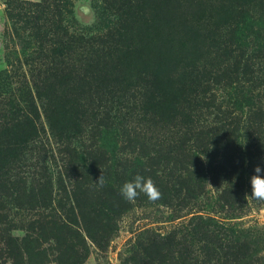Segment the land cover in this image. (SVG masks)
<instances>
[{
    "label": "rangeland",
    "instance_id": "1",
    "mask_svg": "<svg viewBox=\"0 0 264 264\" xmlns=\"http://www.w3.org/2000/svg\"><path fill=\"white\" fill-rule=\"evenodd\" d=\"M67 1L72 12L64 16L61 0L45 7L43 0H0V115L41 79L58 81L63 64L74 79L79 27L92 26L83 42L94 48L109 40L95 16L100 0ZM235 11L216 29L211 12L195 64L181 55L186 71L214 77L205 84L218 87L208 104L183 102L185 115L161 124L136 106L129 87L121 108L100 107L96 119V107L83 106L87 118L72 139L41 124L23 161L0 178V264H242L233 261L240 249L251 264H264V201L245 198L255 168L264 170V0ZM62 31L68 58L51 51ZM257 93L251 108L247 98ZM137 174L154 181L159 200L121 196ZM217 220L238 224L221 228ZM197 224L215 244L193 232Z\"/></svg>",
    "mask_w": 264,
    "mask_h": 264
},
{
    "label": "trees",
    "instance_id": "2",
    "mask_svg": "<svg viewBox=\"0 0 264 264\" xmlns=\"http://www.w3.org/2000/svg\"><path fill=\"white\" fill-rule=\"evenodd\" d=\"M46 1L42 2L43 7ZM251 1L100 0L95 16L100 22L101 32L108 35L109 40L94 48L88 40L83 42V34H88L92 26L88 29L79 27L74 41V79L62 61L63 69L58 81L41 79L28 93L23 92L20 99L12 100L8 114L0 115V178L8 176L13 163L19 159L23 161L27 144L37 137L41 124H45L50 135L59 140L72 139L82 133V125L87 118L83 106L92 103L96 108L90 117L96 119L100 107L106 108L111 104L121 108L120 100L129 87L138 94L136 100L132 97L138 102L136 106L161 124H172L179 114L185 115L179 110L183 102L189 103L190 100L195 107L208 104L218 87L214 90L205 84L214 77L205 78L192 69L186 71L187 63L182 62L181 55L192 60L193 64L197 62L191 58L200 49L211 12L216 29L234 18L237 7ZM71 12L69 2L61 0L59 14L67 16ZM245 13L249 17V12ZM67 43V33L62 31L57 48L51 51H58L60 56L68 58L71 50ZM214 83L218 84L216 80ZM206 94L211 97H205ZM201 95L205 101L197 99ZM260 96V93L248 96L247 104L255 108L250 101L253 98L259 100ZM18 100L26 104L22 106ZM242 100V96L239 97V101ZM234 102H238V97H234ZM142 119L154 123L145 115ZM184 122L188 124L191 121ZM250 122L259 126L263 124L262 121ZM217 222L221 228L238 224ZM199 225L193 228V232L202 231L201 240L214 243L205 235L207 228ZM233 261L251 264L244 249L233 254Z\"/></svg>",
    "mask_w": 264,
    "mask_h": 264
},
{
    "label": "clouds",
    "instance_id": "3",
    "mask_svg": "<svg viewBox=\"0 0 264 264\" xmlns=\"http://www.w3.org/2000/svg\"><path fill=\"white\" fill-rule=\"evenodd\" d=\"M259 166L255 168V175L251 177V195L246 196L256 200L264 201V174ZM100 187H103L106 183L103 174L99 177L98 181L95 182ZM211 186V185H210ZM144 194L150 202L159 200L162 196L160 190L155 185L151 178H145L137 174L133 180L126 181L120 188L121 196L129 201L134 202L140 194Z\"/></svg>",
    "mask_w": 264,
    "mask_h": 264
}]
</instances>
